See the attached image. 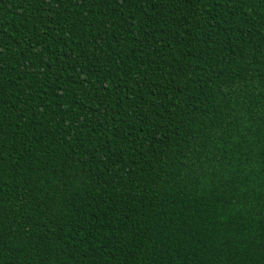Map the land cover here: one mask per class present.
Instances as JSON below:
<instances>
[{"label":"trees","instance_id":"16d2710c","mask_svg":"<svg viewBox=\"0 0 264 264\" xmlns=\"http://www.w3.org/2000/svg\"><path fill=\"white\" fill-rule=\"evenodd\" d=\"M0 264H264V0H0Z\"/></svg>","mask_w":264,"mask_h":264}]
</instances>
